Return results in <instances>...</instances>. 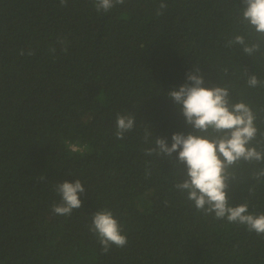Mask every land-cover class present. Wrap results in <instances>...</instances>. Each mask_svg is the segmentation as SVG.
Returning <instances> with one entry per match:
<instances>
[{
	"label": "trees",
	"instance_id": "trees-1",
	"mask_svg": "<svg viewBox=\"0 0 264 264\" xmlns=\"http://www.w3.org/2000/svg\"><path fill=\"white\" fill-rule=\"evenodd\" d=\"M242 9V0H126L104 13L93 0H0V264H264V235L198 212L176 189L178 153L145 154L155 138L171 146L192 130L167 93L194 68L205 87H228L251 107L252 143L264 149V86L247 85L252 74L264 81V43L253 56L227 46L235 35L259 40ZM117 114L135 117L123 139ZM261 167L232 169L231 206L264 214ZM76 179L82 207L55 214L56 185ZM104 209L128 241L107 253L90 231Z\"/></svg>",
	"mask_w": 264,
	"mask_h": 264
},
{
	"label": "clouds",
	"instance_id": "clouds-1",
	"mask_svg": "<svg viewBox=\"0 0 264 264\" xmlns=\"http://www.w3.org/2000/svg\"><path fill=\"white\" fill-rule=\"evenodd\" d=\"M67 2L60 0V5L66 6ZM93 3L97 12L107 13L117 5L125 4L126 0H93ZM242 4L240 23L250 28L259 40L249 43L244 35H235L228 40L227 46H240L246 55L253 56L261 51L264 43V0H242ZM166 7L164 3L159 5V9ZM157 14L162 12L158 10ZM28 54L33 53L29 50ZM186 80L188 82L180 85L178 90H170L167 95L192 130L187 134L174 133L171 146L166 138H155L145 154L171 158L173 153H178L176 164L183 166L184 179L175 187L187 194L198 212L264 235V214L249 213L247 203L231 206L228 194L229 182L235 179L232 169L241 162L264 164V149L258 150L252 143L259 132L255 113L243 101L233 103L228 87H205L204 75L199 68L187 73ZM247 85L252 88L264 86V81L252 74L248 76ZM134 126L133 115L117 114L115 136L123 139ZM149 136H153L152 131L146 130V142ZM253 178H264V167L255 171ZM55 190L61 197V202L53 205L55 214L68 216L82 207L79 194L84 193L85 188L79 179L75 182L65 180L57 184ZM90 231L98 237L104 253L113 246L123 248L128 242L121 224L107 209L93 214Z\"/></svg>",
	"mask_w": 264,
	"mask_h": 264
},
{
	"label": "built area",
	"instance_id": "built-area-1",
	"mask_svg": "<svg viewBox=\"0 0 264 264\" xmlns=\"http://www.w3.org/2000/svg\"><path fill=\"white\" fill-rule=\"evenodd\" d=\"M71 149L74 150V151H76V150H78L79 148H77V147H75V146H72Z\"/></svg>",
	"mask_w": 264,
	"mask_h": 264
}]
</instances>
